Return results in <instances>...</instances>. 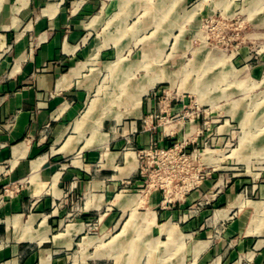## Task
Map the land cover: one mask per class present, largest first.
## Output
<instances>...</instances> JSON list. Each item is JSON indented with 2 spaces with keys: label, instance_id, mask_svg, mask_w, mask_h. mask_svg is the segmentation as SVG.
Instances as JSON below:
<instances>
[{
  "label": "crops",
  "instance_id": "obj_1",
  "mask_svg": "<svg viewBox=\"0 0 264 264\" xmlns=\"http://www.w3.org/2000/svg\"><path fill=\"white\" fill-rule=\"evenodd\" d=\"M139 1L0 0V194L21 182L12 195H0V264H122L115 242L104 250L101 239L154 234L191 240L185 264H234L249 252L252 264H264L263 217L256 216L254 224L246 219L249 209L264 211V200L234 196L245 184L240 179L187 221L180 213L213 189L215 176L171 209L150 211V218L119 216L134 208L137 193L131 191L143 183L128 147L152 140L167 146L175 140L169 127H190L183 119L163 123L161 115L182 107L169 100L160 112L156 93L147 92L135 113L127 106L110 117L97 94L90 98L102 67L135 62L121 59L115 25L118 17L133 15ZM160 1L178 5L179 15L186 0ZM231 1L206 0L204 10L214 4L232 10ZM252 2L261 6L263 0ZM159 197L153 192L147 207ZM237 202L242 206L233 205ZM231 209L239 213L229 221ZM232 237L234 246L227 244ZM85 240L92 243L82 247Z\"/></svg>",
  "mask_w": 264,
  "mask_h": 264
},
{
  "label": "rangeland",
  "instance_id": "obj_2",
  "mask_svg": "<svg viewBox=\"0 0 264 264\" xmlns=\"http://www.w3.org/2000/svg\"><path fill=\"white\" fill-rule=\"evenodd\" d=\"M235 1H231L232 10H226L228 4H214L207 12L206 0H186L178 15L176 4L169 2L166 6L160 0H142L133 15L117 18L115 35L121 44L120 57L135 62L118 67L108 63L102 67L90 98L97 94L105 107L110 108L105 110L107 117L124 113L127 106L135 113L147 92L158 94L156 107H166L169 100L178 102L182 109L172 123L188 121L183 113L199 116L193 118L187 129L177 127V131L169 127L168 131L175 135L173 143L184 139L189 142L188 151L193 147L206 149L200 155L206 175L199 184L187 163L178 159L165 165L153 164L148 168L150 174L142 176L143 183L131 191L137 193L131 200L134 208L120 211L119 216L146 214L150 218V211L171 209L213 176L216 178L213 189L180 213L185 221L196 216L203 205L213 203L229 184L239 179L245 184L234 196L264 200V189L260 191L264 187V0L261 6L252 5L253 0ZM119 71L126 73L115 79ZM118 107L120 112H113ZM135 161L140 159L136 157ZM153 192L160 195L159 201L147 207L146 200ZM238 202L233 205L242 206ZM237 211L231 209L229 221L236 217ZM246 216L252 224L258 220H254L256 216L263 217L259 221L264 231V211L256 213L249 209ZM114 242L122 264H185L191 240L154 234L152 238L99 241L104 250H109ZM90 243L92 240H85L81 246ZM227 244L234 246L235 237L229 238ZM130 258L132 262L127 263ZM252 258L249 252L232 262L252 264ZM108 262L112 264L111 260Z\"/></svg>",
  "mask_w": 264,
  "mask_h": 264
},
{
  "label": "built area",
  "instance_id": "obj_3",
  "mask_svg": "<svg viewBox=\"0 0 264 264\" xmlns=\"http://www.w3.org/2000/svg\"><path fill=\"white\" fill-rule=\"evenodd\" d=\"M189 110V109H188ZM187 110V111H188ZM160 112H165L163 111L162 107H159ZM186 111V112H187ZM194 112V111H193ZM192 113V112H191ZM180 111L174 113V114H168L165 113L161 115V120L163 123H167L172 121L173 118L179 117ZM150 116V115H149ZM184 117H187L188 119V124H191L193 122L194 117H198L199 114L197 115H191L189 113L185 114L183 113ZM183 117V118H184ZM146 119V118H145ZM144 119V123H146ZM182 119V117H181ZM180 121H177V123ZM135 129H132V132H135ZM3 143H0V147L2 146ZM189 142L187 140L181 141V142H175V143H170V145L163 146L158 143L156 140H152L149 142V145L144 146V147H133L129 146L128 148L132 149L136 157L140 159L139 161V174L141 176H144V174H150L148 171H150L148 168L149 166L157 165H165L167 162H171L172 159H178L182 163H187L189 166L188 168L194 173V179L196 184H199L202 178L205 177L206 173L204 172L203 169V162L201 161L202 158H200V155L202 154V151L206 150H200L198 148H192L191 150H187V145ZM21 186V182H13L11 185H6L3 187L1 196L3 195H12L14 191H16L19 187Z\"/></svg>",
  "mask_w": 264,
  "mask_h": 264
},
{
  "label": "bare ground",
  "instance_id": "obj_4",
  "mask_svg": "<svg viewBox=\"0 0 264 264\" xmlns=\"http://www.w3.org/2000/svg\"><path fill=\"white\" fill-rule=\"evenodd\" d=\"M112 68V67H111ZM91 109H92V107H89V109H88V112L84 115V116H82V120H85V117L86 116H88V114H89V112L91 111ZM83 122V121H82ZM81 122V123H82ZM78 124V123H77ZM170 230V229H169Z\"/></svg>",
  "mask_w": 264,
  "mask_h": 264
}]
</instances>
